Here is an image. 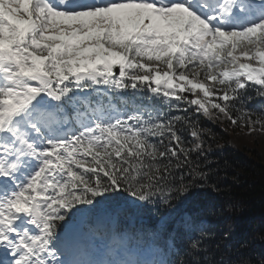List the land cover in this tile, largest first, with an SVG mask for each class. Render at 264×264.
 <instances>
[{
	"label": "snow or ice",
	"instance_id": "6c2138e0",
	"mask_svg": "<svg viewBox=\"0 0 264 264\" xmlns=\"http://www.w3.org/2000/svg\"><path fill=\"white\" fill-rule=\"evenodd\" d=\"M201 118L264 130V0H0V264H264Z\"/></svg>",
	"mask_w": 264,
	"mask_h": 264
},
{
	"label": "trees",
	"instance_id": "16d2710c",
	"mask_svg": "<svg viewBox=\"0 0 264 264\" xmlns=\"http://www.w3.org/2000/svg\"><path fill=\"white\" fill-rule=\"evenodd\" d=\"M201 123L211 133L207 163L212 172L211 183L218 185L220 191L209 188L197 193L192 207L204 202L236 205L238 210L231 215L213 219L212 227L218 234L231 228V240L221 243L238 247L247 242L248 253L259 257L264 253V130L257 127L250 133L247 127L203 118Z\"/></svg>",
	"mask_w": 264,
	"mask_h": 264
}]
</instances>
